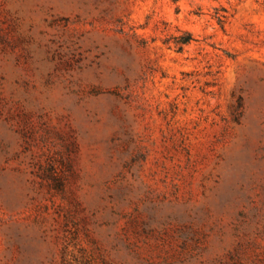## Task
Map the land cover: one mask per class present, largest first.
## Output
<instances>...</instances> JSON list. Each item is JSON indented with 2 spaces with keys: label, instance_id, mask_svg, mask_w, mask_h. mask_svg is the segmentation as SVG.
<instances>
[{
  "label": "rangeland",
  "instance_id": "rangeland-1",
  "mask_svg": "<svg viewBox=\"0 0 264 264\" xmlns=\"http://www.w3.org/2000/svg\"><path fill=\"white\" fill-rule=\"evenodd\" d=\"M0 264H264V0H0Z\"/></svg>",
  "mask_w": 264,
  "mask_h": 264
}]
</instances>
